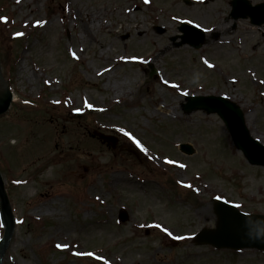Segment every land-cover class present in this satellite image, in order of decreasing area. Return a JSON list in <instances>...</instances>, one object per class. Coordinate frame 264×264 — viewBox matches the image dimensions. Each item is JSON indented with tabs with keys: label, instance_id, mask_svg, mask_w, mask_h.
<instances>
[{
	"label": "rangeland",
	"instance_id": "rangeland-1",
	"mask_svg": "<svg viewBox=\"0 0 264 264\" xmlns=\"http://www.w3.org/2000/svg\"><path fill=\"white\" fill-rule=\"evenodd\" d=\"M185 1L0 0L13 94L0 174L16 224L3 264H264V252L196 245L216 229V198L264 215V167L218 115L183 112L187 96L225 97L264 144V25L235 24L232 0ZM181 22L205 31L199 50L172 40Z\"/></svg>",
	"mask_w": 264,
	"mask_h": 264
},
{
	"label": "water",
	"instance_id": "water-1",
	"mask_svg": "<svg viewBox=\"0 0 264 264\" xmlns=\"http://www.w3.org/2000/svg\"><path fill=\"white\" fill-rule=\"evenodd\" d=\"M231 18L234 21L250 18L251 24L262 26L264 24V3L253 6L249 0H233L231 2ZM159 33L163 29L157 27ZM179 35L172 40L177 43V47L189 45L195 49H200L205 43V33L195 26L181 23ZM156 73L151 67V76ZM12 97L0 98V115L7 112L11 104ZM195 111H203L206 114H217L226 124L236 147L241 150L251 165L264 167V145L253 139L247 128L245 116L241 108L228 99L215 96H193L187 98L184 105V112L189 114ZM113 148H116L117 139L112 136L100 134ZM181 151L187 155L195 153L190 144L181 145ZM0 199L1 210L4 222V235L0 241V264H2L12 237L15 232L14 218L5 191L4 182L0 175ZM120 216L122 221L128 219L126 212ZM215 214L217 216L216 229L202 230L196 237L198 245H211L217 249H230L240 251L242 249H257L264 251V215H247L241 213L234 205H229L220 200H216Z\"/></svg>",
	"mask_w": 264,
	"mask_h": 264
},
{
	"label": "snow or ice",
	"instance_id": "snow-or-ice-1",
	"mask_svg": "<svg viewBox=\"0 0 264 264\" xmlns=\"http://www.w3.org/2000/svg\"><path fill=\"white\" fill-rule=\"evenodd\" d=\"M147 2H148V0H145V3H147ZM0 21H3V22L6 23V22H7V18H6V17H0ZM43 23H44L43 21H37V22H36V25H37V26H42ZM16 35H17V36H22L23 33H17ZM72 55H73L74 58H78V57H76L75 53H72ZM86 106H87V107H92V105L87 104V103H86ZM121 131H123V129H122ZM124 135H125V136H128L129 139H132L133 142L136 144V146L139 147V148L141 149V151H146V149L143 148V146L140 144V142H139L138 140H136L135 137L131 136L130 133H128V132L125 131V132H124ZM166 162H167V163H173V161H166ZM179 166H180V167H184V165H179ZM188 187H190V185H189ZM156 227H160V225H156ZM164 231H167V230L164 229ZM169 234H170V233H169ZM56 247H57V248H66L67 245H60V244H57ZM76 255H87V256H93V253H91V252H88V253H76ZM97 259H100V258L97 257ZM105 264H108V262L105 261Z\"/></svg>",
	"mask_w": 264,
	"mask_h": 264
},
{
	"label": "bare ground",
	"instance_id": "bare-ground-1",
	"mask_svg": "<svg viewBox=\"0 0 264 264\" xmlns=\"http://www.w3.org/2000/svg\"><path fill=\"white\" fill-rule=\"evenodd\" d=\"M91 20L88 21L87 24H91ZM90 25L87 26V31L90 32ZM110 69V68H109ZM8 86L7 84L2 80L1 76H0V98L1 99H5L8 95H9V92H8ZM3 264V262H2Z\"/></svg>",
	"mask_w": 264,
	"mask_h": 264
}]
</instances>
